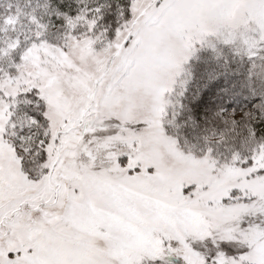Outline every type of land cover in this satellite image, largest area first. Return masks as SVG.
<instances>
[{
	"label": "snow or ice",
	"instance_id": "obj_1",
	"mask_svg": "<svg viewBox=\"0 0 264 264\" xmlns=\"http://www.w3.org/2000/svg\"><path fill=\"white\" fill-rule=\"evenodd\" d=\"M147 3L143 27L167 21L180 41L175 61L137 53V0H50L30 35L0 41V264H264V142L253 132L247 154L218 159L209 148L197 161L164 126L167 94L208 42L199 10L223 26L242 6L237 37L224 27L216 36L264 57V0ZM70 38L112 58L102 70L69 64ZM33 48L40 62L25 71ZM153 65L171 75L154 78ZM159 145L183 164L165 167Z\"/></svg>",
	"mask_w": 264,
	"mask_h": 264
},
{
	"label": "trees",
	"instance_id": "obj_2",
	"mask_svg": "<svg viewBox=\"0 0 264 264\" xmlns=\"http://www.w3.org/2000/svg\"><path fill=\"white\" fill-rule=\"evenodd\" d=\"M26 5L32 6V14L24 13ZM10 8L14 11L10 12ZM51 11L50 0H0V13H3L0 20L8 17L6 24L0 27V31H4L0 41H13L14 34H31H18L21 31L18 23L24 15L27 16L26 22L37 24L38 16L47 20ZM223 58L219 59L223 67L219 66L204 79L201 86L205 89L197 90L201 80H195L188 88L173 129L181 137L180 145L185 151H188L190 143H200L205 148H213L223 157L235 152L245 155L254 142L253 132L256 134L255 142H264V61L249 57L243 61L235 59L229 64ZM198 66H195V76L200 70H206L204 65L201 69L200 64ZM243 74L248 76L244 78ZM203 91L206 92L204 95ZM222 111L250 113L247 118L228 121L223 119Z\"/></svg>",
	"mask_w": 264,
	"mask_h": 264
},
{
	"label": "rangeland",
	"instance_id": "obj_3",
	"mask_svg": "<svg viewBox=\"0 0 264 264\" xmlns=\"http://www.w3.org/2000/svg\"><path fill=\"white\" fill-rule=\"evenodd\" d=\"M23 9L26 15H29L33 10L31 5H26L23 7ZM136 11L138 15L132 22H130L129 31L133 33H139V35H137V43H139L140 48L137 49V53L141 54L147 51L152 56H168L170 59L175 61L177 58V53L180 50V41L175 33H173L172 30L167 27V21L165 20L164 22H162L160 27L153 32H148L144 29L143 24L140 20L141 17L151 15L150 5L147 3V0H137ZM26 15H24V19H22L20 23H18V27H21V31H19L18 34H26L30 32L32 26L31 23L35 24V22L33 21L26 22ZM242 16V6H238L231 11L230 16L225 21V24L223 26H217L211 19V10L208 7H202L197 14V23L200 26L199 30L208 34V42H206L204 45H197L195 54L188 60L187 63L183 65L181 74L176 78V83L173 85L172 90L166 96V99L169 101V105L164 116V126L168 135L171 138L177 139L179 145L181 144V137L178 136L175 131H173V129L175 127L182 104L187 97L186 95L189 86H191V84L195 80H201V83L197 87V90L199 91L205 89L204 86H201L203 85L204 79L206 80L207 76L212 75L215 69L219 68V66L223 67V65H220L219 62V59H221L222 57H225L223 59L229 64L234 63L235 59L243 61L244 59L249 58L246 53H243L239 50L237 45L224 44L223 40L221 38H217L216 36V33L220 31V28L224 27L226 31H230L232 38L235 39L242 25ZM194 28V25L189 27V31L187 33L189 37L196 36ZM25 29H29V31H25ZM67 46L69 48V53L66 55V58L68 59L69 64L74 65V62L78 61L81 65H83L85 70H102V65L107 64L108 61L112 58L109 47H104L100 52H96L92 47V42L90 41L81 42L80 39L70 38V42ZM133 47L135 48V44L133 45ZM35 55V48L26 53V58H29V60L28 63H26L25 71H28L29 68L33 67V64L40 62L39 56H36L35 61L30 60V58ZM50 55H52L50 50H46L45 56L47 57ZM257 58L264 61V57ZM48 63L51 64V61H48ZM199 64L200 69L202 68V65H204L206 67V70H200V72H197V74L199 75L195 76V66H198ZM51 66L54 69L56 68L54 64H52ZM57 71H59V69H57ZM150 71L151 75L156 79H166L171 75V70L162 69L157 65H153ZM243 75L244 78L248 76L247 74ZM204 93L206 92L203 91L202 95H204ZM136 96L138 101L136 105L137 108L141 111H147L150 104V95L147 90L143 87H138L136 90ZM249 113L250 112H221L223 119L228 121L247 118ZM180 148L182 152L192 153L193 158L199 161V156L205 154L210 147L205 148L204 144L190 143L187 148L188 151L182 149L181 145ZM211 149L213 150L214 156L218 159H228L231 156L229 154L223 157V155H219L218 152H215L213 148ZM156 151L159 153L161 162L165 167L175 168L178 165L183 164V161L175 158L164 145L157 146ZM198 175H203V169L200 170V173H198Z\"/></svg>",
	"mask_w": 264,
	"mask_h": 264
}]
</instances>
